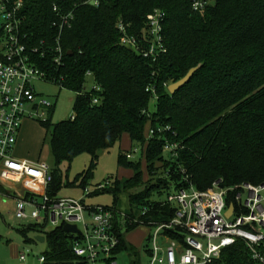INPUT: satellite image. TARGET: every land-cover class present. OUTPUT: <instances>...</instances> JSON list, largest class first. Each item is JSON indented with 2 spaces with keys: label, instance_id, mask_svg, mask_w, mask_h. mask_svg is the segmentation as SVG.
Segmentation results:
<instances>
[{
  "label": "trees",
  "instance_id": "trees-1",
  "mask_svg": "<svg viewBox=\"0 0 264 264\" xmlns=\"http://www.w3.org/2000/svg\"><path fill=\"white\" fill-rule=\"evenodd\" d=\"M20 1V32L31 60L60 90L76 95L73 118L53 123L51 108L48 119L39 122L45 134L50 132L55 162L47 187L50 197L62 187L84 190L97 165L98 150H109L123 135L144 146L148 176L160 172L154 183L147 184L141 163L127 158L130 149L121 150L118 165L130 169L131 175L89 194L109 191L115 195V206L121 193L142 186L128 195L124 233L140 225L135 218L169 221L174 205L152 197L186 185L183 176L200 190L218 179L223 187L264 182V0H209L214 4L200 11L192 9V0H94L93 5L89 0ZM154 10L164 13L161 36L166 51L152 60L121 45L117 25L122 23L126 33L146 48L143 30L146 16ZM69 13L70 24L60 30L61 16ZM57 47L60 63L54 61ZM198 64L191 79L170 94L167 86ZM91 82L98 89L86 90ZM166 142L179 144L174 158H164ZM84 153L91 157L89 167L72 182H63L60 164ZM6 191L0 185V192ZM44 228L35 222L20 232L25 241L36 242L28 238L29 232L44 237L45 264H88L72 252L78 237L62 227ZM124 233H119L113 253L125 251L131 264H141L140 250L125 240ZM259 250L264 256V246ZM214 264L263 263L237 241L223 248Z\"/></svg>",
  "mask_w": 264,
  "mask_h": 264
},
{
  "label": "built area",
  "instance_id": "built-area-1",
  "mask_svg": "<svg viewBox=\"0 0 264 264\" xmlns=\"http://www.w3.org/2000/svg\"><path fill=\"white\" fill-rule=\"evenodd\" d=\"M210 3L209 0H192V9L203 10ZM21 5L20 0H0V181L7 184L31 181L42 189L40 197H37L35 187L31 188L29 196L14 197L16 219L39 223L42 212L44 217L40 224L48 225L46 230L62 227L66 223L76 225L80 230L79 234H73L78 237L72 245L76 257L88 264H95L100 258L108 264H117V254L113 252L119 244V233L125 231L126 215L111 207H86L84 198L50 197L47 187L52 182V169L45 163L17 159L12 155L22 122L25 119L44 122L54 107L34 87L36 81L54 82L31 60V50L20 32ZM53 9L56 10V7ZM72 17L71 13L61 16L60 30L70 24ZM163 17L164 13L160 10L146 16L143 30V40L148 44L146 48H143L140 40L126 33L122 23H118L120 44L144 58L155 60L166 51L161 36ZM56 52L58 54L54 61L60 63L59 47ZM91 89L98 87L91 82L86 90ZM92 102L97 103V98H93ZM70 117L73 118V115ZM166 129L169 127L163 128ZM152 135L154 130L149 131V137ZM178 148V143L166 142L163 151L174 158ZM131 153H128V159ZM183 181L187 184L165 199L174 205V213L169 221L157 223L133 219L140 225L152 228L146 237L147 245L142 249L150 259L149 264H214L220 258L222 249L237 241L244 242L252 258L264 264V256L259 250L264 246V183L223 187L218 179L210 187L200 190L188 181L187 176H183ZM97 188H103V185ZM84 192L89 194L86 188ZM230 204L233 211L227 216ZM86 211L90 221L84 219ZM145 213L144 209L142 214ZM116 226L120 230H116ZM28 253L20 252L19 261L24 262ZM38 261L45 264L43 254Z\"/></svg>",
  "mask_w": 264,
  "mask_h": 264
},
{
  "label": "rangeland",
  "instance_id": "rangeland-1",
  "mask_svg": "<svg viewBox=\"0 0 264 264\" xmlns=\"http://www.w3.org/2000/svg\"><path fill=\"white\" fill-rule=\"evenodd\" d=\"M88 86L89 83L87 84L86 88ZM34 87L38 93L47 97L54 104L51 122L54 123L59 120L70 118V116L73 114L72 105L76 96L74 92L65 89L60 90L57 85L43 81L34 82ZM154 100L155 99L153 98L149 102L150 111L154 110ZM18 142L20 149L30 152L34 157L35 162L38 161L45 163L50 169L55 168V162L51 154L49 144L50 132L45 134L44 129L40 126L38 121L25 120L22 122L21 134ZM129 149L132 152L131 158L129 160L132 162L141 163L143 177L147 184L155 182V179L159 177L160 172L157 171L155 176H148L146 173L143 154L144 146L142 147L138 144L132 143L128 135H123L120 141L117 142L112 148L99 154L97 165L93 169L92 175L89 178L88 185L86 187L89 194H91L99 185H103L105 188H110L116 178L121 179L131 175L132 171L130 169L119 166L117 162L119 152L121 150L127 151ZM163 156L167 159L169 154L166 151H163ZM90 160V155L84 153L75 157L70 163H61L59 168L62 171L63 182L66 180L68 182H72L78 174L82 173L89 167ZM1 186L3 188L5 187L8 190L6 193L11 195V188H8L2 184ZM141 190L142 186L129 189L125 193H121L118 196L119 203H117L115 206H112L115 197L113 193L107 191L96 195H86L84 190H82L80 187H62L58 191L56 198L73 200H80L84 198V204L86 207H95L97 205H101L104 207H111V209L126 215L128 208V195L138 193ZM18 192H20V190H18ZM166 197V193L163 192L161 195L154 193L152 198L155 200H164ZM38 202L40 203L41 200L39 199ZM43 217L44 214L40 212V221H38L39 223L42 222ZM84 219L85 221H90V216L87 211L85 212ZM33 223L35 222H24L16 219L14 200L3 197L0 194V264H40L38 258L46 249L45 242L25 241L20 232L23 227H27ZM46 228H49V226L47 225L44 229ZM151 230V227L149 228L147 226L139 225L137 228L131 231L126 233L123 232L125 240L140 250L141 264L150 263V259L144 255L142 249L147 245L146 237ZM35 235V233L29 232L28 238L34 239ZM25 251H28L29 253L25 261L21 262L18 259L19 253ZM115 261L117 264H131L132 257L125 251H122L115 256ZM95 264L108 263L103 260V258H100L95 262Z\"/></svg>",
  "mask_w": 264,
  "mask_h": 264
},
{
  "label": "crops",
  "instance_id": "crops-1",
  "mask_svg": "<svg viewBox=\"0 0 264 264\" xmlns=\"http://www.w3.org/2000/svg\"><path fill=\"white\" fill-rule=\"evenodd\" d=\"M25 120H29V119H25ZM24 120V121H25ZM22 126V125H21ZM20 134H21V128H20V131H19V134H18V137H17V140H16V143L13 147V151H12V155L17 158V159H25V160H28V161H32V162H35L34 161V157L31 155L30 152L28 151H25L23 149H20L19 147V137H20ZM4 185V186H7L8 188H11L10 192H11V196L9 193H6V192H0V194L3 196V197H7V198H11L14 200V204H15V199L14 197L15 196H29L32 191H31V188L35 187V192H38L36 195L37 197H40L41 195V192H42V189L41 187L35 185V183H32L31 181H24L22 183H12V184H7V183H3L2 181H0V185ZM5 190H7L5 187H4ZM18 190H20V192H18ZM8 191V190H7ZM34 193V192H33ZM24 222H30L28 220H23ZM47 229V228H46ZM37 236V235H35ZM41 236V235H39ZM44 242V241H43Z\"/></svg>",
  "mask_w": 264,
  "mask_h": 264
},
{
  "label": "water",
  "instance_id": "water-1",
  "mask_svg": "<svg viewBox=\"0 0 264 264\" xmlns=\"http://www.w3.org/2000/svg\"><path fill=\"white\" fill-rule=\"evenodd\" d=\"M91 5L94 4V1H90L89 2ZM211 4H214V1H211ZM201 67V64H198L197 66L195 67H192L188 70V72L179 80L175 81V82H172L171 84H169L167 86V90L170 94H173L175 93L177 90H179L181 87H183L190 79L191 77L193 76V74ZM98 154H101L103 153L102 150H98L97 152ZM233 211V206L230 204L229 207H228V210H227V216H229ZM62 230L64 232H68V233H71V234H79L80 233V230L77 228L76 225H73V224H64L62 226ZM35 240L36 241H39V242H43L44 241V237L43 236H35Z\"/></svg>",
  "mask_w": 264,
  "mask_h": 264
}]
</instances>
